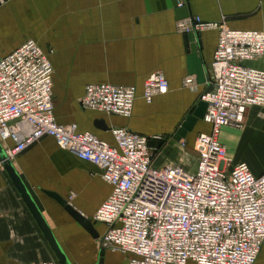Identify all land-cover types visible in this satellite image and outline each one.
I'll use <instances>...</instances> for the list:
<instances>
[{
	"label": "crops",
	"instance_id": "1",
	"mask_svg": "<svg viewBox=\"0 0 264 264\" xmlns=\"http://www.w3.org/2000/svg\"><path fill=\"white\" fill-rule=\"evenodd\" d=\"M194 16L222 22L231 30L264 34V0H5L0 3V55L10 54L27 40L35 41L49 54L53 68V114L58 124H75L79 132H90L110 145L114 144L111 128L159 137L151 146L157 150L153 166L178 165L194 172L195 139L209 133L211 126L196 119L184 135L176 132L195 113L207 89L218 39L217 30L197 34L177 30V22ZM244 65L264 71V58ZM153 72L165 76L168 90L147 104L142 88ZM189 76L194 84L184 87ZM103 83L135 88L129 118L80 107L84 87ZM98 121L108 129L97 128ZM219 140L233 165L246 164L255 177L264 174V106L248 108L242 128L223 127ZM11 163L71 264H127L130 255L99 247L106 228L94 222L93 215L111 188L97 167L60 149L50 137L16 155ZM83 193L89 196L84 199ZM53 195L88 219L91 230L72 218ZM53 261L57 262L40 228L1 168L0 264ZM254 264H264V246Z\"/></svg>",
	"mask_w": 264,
	"mask_h": 264
},
{
	"label": "built area",
	"instance_id": "2",
	"mask_svg": "<svg viewBox=\"0 0 264 264\" xmlns=\"http://www.w3.org/2000/svg\"><path fill=\"white\" fill-rule=\"evenodd\" d=\"M176 28L184 34L218 31L207 89L200 95L211 131L195 139L194 172L178 165L154 167L157 150L148 142L159 137L111 128L110 145L79 132L75 124H58L53 68L48 53L33 40L0 55V144L11 161L50 137L60 149L97 167L111 188L93 215L106 228L99 247L130 255L127 264H254L264 246V174L255 177L246 164L233 165L219 136L223 127L242 128L248 108L264 106V71L244 65L264 58V34L231 30L196 16L177 22ZM193 84L192 76L183 80L184 87ZM167 90L165 76L153 72L143 83L142 98L150 104ZM135 100L132 86L88 84L79 104L129 118ZM7 141L13 145L5 146Z\"/></svg>",
	"mask_w": 264,
	"mask_h": 264
},
{
	"label": "water",
	"instance_id": "3",
	"mask_svg": "<svg viewBox=\"0 0 264 264\" xmlns=\"http://www.w3.org/2000/svg\"><path fill=\"white\" fill-rule=\"evenodd\" d=\"M206 104L203 102H200L198 104V107L191 116H188L184 123L181 124L180 128L177 130L176 135H184L186 130H189V126L196 120V119H203L205 114ZM103 122H96L97 128L101 130H107L108 128L105 127V125L102 124ZM103 125V126H102ZM162 143L161 141H158L157 146H160ZM153 140H150L148 142V146H153ZM0 162L1 166L4 169V171L9 176L12 184L14 185L15 189L17 190L18 194L20 195L21 199L25 203L26 207L28 208L29 212L31 213L32 217L34 218L35 222L37 223L38 227L40 228L45 240L47 241L50 249L52 250L58 264H71L68 260L67 256L65 255L64 251L62 250L61 246L59 245L56 238L53 236L51 230L49 229L48 225L46 224L41 212L38 210L37 206L35 205L34 201L32 200L29 192L25 188L24 184L22 183L20 177L16 173L15 169L13 168V165L11 161L6 157V154L0 144ZM53 197H55L53 195ZM56 198V197H55ZM57 201L63 206L64 210L72 217L74 218L83 228L86 230H91L92 223L78 214L75 210H73L71 207L66 206L64 201L56 198Z\"/></svg>",
	"mask_w": 264,
	"mask_h": 264
},
{
	"label": "rangeland",
	"instance_id": "4",
	"mask_svg": "<svg viewBox=\"0 0 264 264\" xmlns=\"http://www.w3.org/2000/svg\"><path fill=\"white\" fill-rule=\"evenodd\" d=\"M25 19H26V22H25V24H26V23H27V21H28V20H27V15L25 16ZM27 25H28V24H26V26H25V27H27ZM0 26H1V24H0ZM48 58H49V54H48ZM49 60H50V59H49ZM180 146H181V145H180ZM88 196H89V194H88V193H83L81 197H82V198L84 197V199H85V198H87ZM111 252H112V253H115V252H118V251L111 250ZM114 257L116 258V255H114Z\"/></svg>",
	"mask_w": 264,
	"mask_h": 264
}]
</instances>
